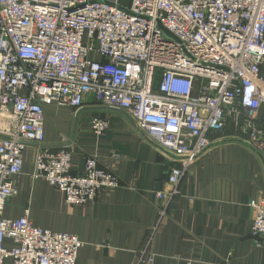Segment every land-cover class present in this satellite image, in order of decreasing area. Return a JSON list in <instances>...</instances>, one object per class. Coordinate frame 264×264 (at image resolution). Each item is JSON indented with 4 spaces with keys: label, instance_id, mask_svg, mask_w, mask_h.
Returning a JSON list of instances; mask_svg holds the SVG:
<instances>
[{
    "label": "built area",
    "instance_id": "1",
    "mask_svg": "<svg viewBox=\"0 0 264 264\" xmlns=\"http://www.w3.org/2000/svg\"><path fill=\"white\" fill-rule=\"evenodd\" d=\"M264 0H0V264H77L79 237L36 227L30 209L4 217L18 195L24 154L38 146L35 179L71 206L95 203L119 178L87 157L74 174L71 145L45 146L46 106L79 112L86 98L126 114L140 136L170 159L150 245L190 169L230 124L264 152ZM109 121L95 117L102 137ZM251 235L264 245V200L253 201Z\"/></svg>",
    "mask_w": 264,
    "mask_h": 264
},
{
    "label": "crops",
    "instance_id": "2",
    "mask_svg": "<svg viewBox=\"0 0 264 264\" xmlns=\"http://www.w3.org/2000/svg\"><path fill=\"white\" fill-rule=\"evenodd\" d=\"M44 111V145H71L74 174L84 171L87 157L98 158L120 187L102 189L95 203L68 205L62 191L33 177L39 147L30 145L18 195L9 200L4 217L20 218L29 208L36 227L79 237L77 264H137L158 219L156 193L167 189L170 168L180 159H170L142 139L126 114L92 97L79 112L56 105ZM95 117L109 121L102 137L92 131ZM260 117L264 125V107ZM239 137L230 124L210 135L212 148L183 178L180 195L150 245L153 264H264V245L257 246L251 235L255 211L250 207L264 200V152L253 151Z\"/></svg>",
    "mask_w": 264,
    "mask_h": 264
}]
</instances>
